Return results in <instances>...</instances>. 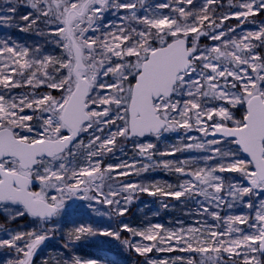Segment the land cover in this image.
Here are the masks:
<instances>
[{
	"label": "snow or ice",
	"instance_id": "snow-or-ice-1",
	"mask_svg": "<svg viewBox=\"0 0 264 264\" xmlns=\"http://www.w3.org/2000/svg\"><path fill=\"white\" fill-rule=\"evenodd\" d=\"M0 28L42 41L0 38V264L57 236L40 264H115L76 252L95 236L142 264H264V0H3ZM141 194L192 223L120 220ZM77 214L115 224L63 231Z\"/></svg>",
	"mask_w": 264,
	"mask_h": 264
},
{
	"label": "trees",
	"instance_id": "trees-1",
	"mask_svg": "<svg viewBox=\"0 0 264 264\" xmlns=\"http://www.w3.org/2000/svg\"><path fill=\"white\" fill-rule=\"evenodd\" d=\"M3 3V0H0V4ZM25 11V9H22V14ZM25 34L28 35L27 33H22L19 32L15 29H10V31L7 33V35L0 37V38H7V36L11 35L12 38L14 40H16L17 42H19L21 44V42L24 41L25 39ZM23 35V37H22ZM34 36V35H33ZM36 37V36H34ZM156 144H157V148L160 150H164V148L166 146H168L169 144L167 142H162V140L160 141H155V138H151ZM194 153H177L176 154V158H184L188 155H193ZM129 155H131V151L129 149ZM127 159V157H125ZM157 159H173V157H157ZM225 175H229V174H225ZM234 175V174H232ZM145 178L151 177L154 179H158L161 182L167 181V182H172L175 183L176 182V177L172 174L166 173L163 170L157 169L156 171H152L149 173H145L144 174ZM141 201L137 204H133L130 209L129 212L124 216V219L127 220L130 224L132 223V221L134 220H139V219H146L148 218V216H150L151 214L153 216H151V218H155V220L161 224L164 225H168L170 224L171 221L174 220L175 216L174 214H178L182 219H188L189 217L186 216L184 213L186 211V207L182 204H180L179 202H177L176 200L172 199V198H164V197H158L155 198L153 196H149L147 194H141ZM166 201L169 204V207L167 209H165L162 204L161 201ZM142 207V209H140V204ZM244 211H247V209H243ZM227 211V210H226ZM233 212L238 213L239 211H241V208H236L232 210ZM155 214H157V217L154 216ZM26 219L22 218L19 219L17 221H15L14 223H10L9 225H7V227H17V225L20 227L21 224L23 222H25ZM79 222L81 223H88V224H92L94 227H102L103 224L101 225L99 222H94L93 219H84L82 217H77V219L74 217H71V219L63 221L62 222V230L63 231H67L69 229L74 228L75 225H77ZM115 224V222H114ZM108 226H114L112 224H109ZM123 235L127 236V233H123ZM95 238V237H94ZM93 237H86L84 239H82L81 241H79L76 244V252L78 254H81L82 256L85 257H97V258H101L100 255V250H99V242L94 239ZM63 244V240L57 236L56 238H54L51 241V244H49L46 248H44L40 254L36 257V264H40V261L42 258L48 256H56L59 255V252L61 250V245ZM119 258L124 259L126 261V264H142L143 258L137 256L134 253H130L126 248L124 247H120L119 246ZM153 255L155 258H158V256L155 255V253L150 254Z\"/></svg>",
	"mask_w": 264,
	"mask_h": 264
},
{
	"label": "rangeland",
	"instance_id": "rangeland-1",
	"mask_svg": "<svg viewBox=\"0 0 264 264\" xmlns=\"http://www.w3.org/2000/svg\"><path fill=\"white\" fill-rule=\"evenodd\" d=\"M27 10L28 9H25V11H27ZM229 23L231 25H235L237 22L235 20H231ZM244 27L246 29H253V28H255V25L246 24ZM9 31H10V29L0 28V37H3L5 35H7V33ZM27 34L28 35L25 34L24 41L21 42L22 45L32 46V45H34L35 43H38V42L42 43V41H41V39L39 37H37V36L34 37L32 34H29V33H27ZM22 37H23V35H22ZM177 135L178 134H176V133H169V134H166L164 137H162L161 140H162V142H167L169 145L181 143V141L177 139ZM191 135H199V134L198 133H191ZM193 153H194L193 155H200V153H198V152H193ZM229 175H232V174H229ZM142 178H144L146 180H158V179H154V178H151V177L145 178L144 175H143ZM132 179H138V178L137 177H132ZM155 198H158V197H155ZM140 201H141V197L139 196V199L136 202H134L133 204H137ZM139 205H140V209H142V207H144V206H141V203ZM97 207H100V206L97 205ZM74 216H75L76 219H77V217H82L84 219L85 218L86 219H93L94 222H97V223L99 222L101 225L103 224L102 227H108L109 224L114 225V222H115L113 220H110L107 216L101 217V216H97L95 214H90V215L77 214V215H74ZM151 216H153V215L151 214L146 219H139L137 221L134 220V221H132L131 224L127 220H125L124 217H121L120 220H122L123 222L128 223V224H130L131 226H134V227L142 226L143 224L148 223V222H151V223H159V222H157L155 220L154 217L151 218ZM154 216L157 217V214H155ZM174 216H175L174 220L171 221L170 224L165 225V226H169V227L174 226L175 225V221H177V220H183L185 222V224L192 223L191 218L182 219L178 214H174ZM25 219H26V221L23 222L20 227L17 225L16 228L15 227H10V228L11 229L21 230V231L28 230L32 226L31 220L30 219H27V218H25ZM80 223L81 222H79L75 226H78ZM86 224H88V223H86ZM0 235H3V233H0ZM128 235L129 234L127 233V236ZM124 236H126V235H124ZM94 239H96L99 242V247H100L99 250H100V255H101V258L100 259L107 260V261H112V262H115V264H126V261L124 259H121V258L118 257L119 256L118 249H119V246L121 247V245L119 244V242L113 240L112 238L102 237V236H95ZM51 241L46 242V245H45L44 248H46L49 244H51ZM177 254L178 253H173V254L155 253V255L158 256V258H164L165 256H171V255H177Z\"/></svg>",
	"mask_w": 264,
	"mask_h": 264
}]
</instances>
